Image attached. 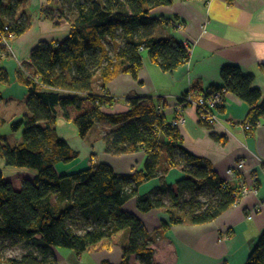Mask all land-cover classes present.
Segmentation results:
<instances>
[{"label":"trees","instance_id":"trees-1","mask_svg":"<svg viewBox=\"0 0 264 264\" xmlns=\"http://www.w3.org/2000/svg\"><path fill=\"white\" fill-rule=\"evenodd\" d=\"M173 1L60 0L57 18L51 17L52 11H44L45 18L64 21L69 34L62 42L37 44L25 66L30 77L17 70L16 81L27 90L26 113L10 129L13 133L22 129L21 141L10 146L0 140V160L6 167L36 174L32 181H24L20 190H14L0 172V264H57L55 248H66L79 256L116 246L122 253L120 264H129L131 257H135V264H155L148 231L136 215L123 209L128 200L136 197V208L142 214L152 210L167 214L169 220L161 223V232L170 226L207 224L237 201L239 190L219 178L208 163L183 149L177 127L158 112L157 105H143L142 98H130L128 112L105 115L99 109L110 106L113 100L93 92L97 75L102 89L119 74L137 79L143 51L163 72L188 61L184 44L155 35L163 16L153 17L151 11ZM22 5L23 0H0L2 34L18 37L29 29L26 14L18 15ZM220 78L222 87H210L194 97L219 91L224 100L230 93L247 104L246 122L255 126L264 120V94L254 86L252 74L228 65L221 69ZM0 83H9L1 64ZM58 112L75 125L80 138L96 123L107 122L114 129L104 137L105 153L144 151L143 165L130 174H117L107 163H95L70 174L58 172L59 163L69 164L78 157L56 134ZM178 167L184 177L175 189L162 182L149 194L137 196L141 184ZM204 189L215 199L200 202L198 193ZM79 222L89 228L80 231ZM6 240L22 243L26 253L3 258ZM100 264L113 263L104 260ZM245 264H264V232Z\"/></svg>","mask_w":264,"mask_h":264},{"label":"crops","instance_id":"crops-1","mask_svg":"<svg viewBox=\"0 0 264 264\" xmlns=\"http://www.w3.org/2000/svg\"><path fill=\"white\" fill-rule=\"evenodd\" d=\"M47 9L58 10L56 0H23L18 11V15L26 14L30 22L29 29L13 39L15 56L25 62L39 42L58 43L68 37L69 27L64 21L44 17ZM151 15L163 16L156 37L188 44V61L171 72H163L143 51V65L137 79L119 74L105 89L101 88L99 79L94 82V93H105L113 100L110 106L99 109L101 113H126L130 110L128 99L142 98L141 104L157 105L158 112L170 122L176 117L175 103L179 96L191 94L194 97L210 87H222L220 71L228 65L237 66L244 74H252L254 86L264 94V0H231V3L227 0H174L172 5L155 8ZM0 64L9 78L8 84L0 83V124L7 128L26 113L27 90L16 81L18 68L12 58L1 60ZM222 107L212 126L199 121L193 106L186 107L177 130L185 151L208 163L219 178L239 190L234 205L207 224L170 226L165 232L160 231V225L168 223L167 214L160 210L140 213L136 197L123 205L126 212L142 221L152 238L155 264H245L264 232V172L261 170L264 120L248 132L244 129L246 103L227 93ZM113 129L103 121L80 138L75 125L65 121L58 112L56 134L78 153L71 163H59L58 170L70 174L95 163H107L117 174H130L141 168L144 151L121 155L105 153L104 137ZM21 133L22 129L8 135L0 134V140L17 146ZM240 160L244 161V171L233 181L226 171ZM0 172L14 190H20L22 183L32 181L36 174L33 170L6 167L3 160H0ZM21 174L25 176L16 181ZM183 177L180 167L172 168L162 177L141 184L137 196L149 194L162 182L175 189ZM53 252L57 264H74L70 256L65 257L56 249ZM89 254L93 264L104 260L120 264L122 258L119 246ZM83 255L77 256L82 260Z\"/></svg>","mask_w":264,"mask_h":264},{"label":"built area","instance_id":"built-area-1","mask_svg":"<svg viewBox=\"0 0 264 264\" xmlns=\"http://www.w3.org/2000/svg\"><path fill=\"white\" fill-rule=\"evenodd\" d=\"M178 26V24H177ZM179 28V27H178ZM4 30H7V27L4 28ZM2 34L0 31V61L6 60L8 58H12L18 70L22 72L25 76L30 77L28 72L24 68L23 60L21 58H18L15 56L13 45L10 44L11 38L13 36H7ZM184 46L188 50V44L184 43ZM34 81L37 82V78H34ZM223 102V96L222 94L217 91L209 96L201 95L196 98H193L191 94H185L182 96H179L176 99L175 103V113L176 117L171 120V125L174 127H178L183 122L182 113L183 110L188 106H193L196 109L198 119L201 123L212 126L216 123L219 110L218 108L222 105ZM261 122L258 121L255 126H252V124L246 122L244 124V129L248 132L253 130L255 127L260 125ZM261 170L264 172V162L261 164ZM244 171V161L240 160L235 163V165L231 168H229L226 171L227 176L229 179H232L233 181L238 180V178L242 175V172ZM256 178H254L255 180Z\"/></svg>","mask_w":264,"mask_h":264},{"label":"rangeland","instance_id":"rangeland-1","mask_svg":"<svg viewBox=\"0 0 264 264\" xmlns=\"http://www.w3.org/2000/svg\"><path fill=\"white\" fill-rule=\"evenodd\" d=\"M56 3H57V7H58V10L56 11H52V14H51V17L53 18H57L59 16V13H60V0H56ZM46 12H49V10L47 9ZM13 38H11L10 40V44L13 45ZM13 49H14V46H13ZM108 49H109V53L110 55H112V50H111V47L110 45H108ZM23 60V59H22ZM26 63L25 60H23V64H24V68L27 69L25 66H26ZM99 79V76L97 75V77L95 78V81ZM100 83V86H101V81H98ZM97 83V81L95 82ZM101 96H105L107 98H109V96L105 93H102L100 94ZM111 99V98H110ZM11 129H10V126H8L6 128L1 126L0 124V134L1 135H8V134H11ZM57 171L60 172L57 168ZM22 176H25V174H21L20 176L16 177V181H19L21 180L20 178H22ZM215 197L213 196V194L211 192H209L208 190H201L199 193H198V200L202 203H207V202H210L212 200H214ZM89 227H87L83 222H79L77 224V229H79L80 231H83V229H88ZM126 238V234L122 237V241L125 240ZM57 250V252L61 253L62 255H64L65 257L66 256H70L71 259H73V262L74 264H93V261L91 260V255L89 253H84V255L82 256V260L78 258L77 254L74 253L72 250H69V249H66V248H55ZM27 249L26 247L21 243V244H16L12 241H4L3 243V247H2V255H3V258H18L22 255H24L26 253ZM137 263L135 257H132L129 261V264H135Z\"/></svg>","mask_w":264,"mask_h":264}]
</instances>
